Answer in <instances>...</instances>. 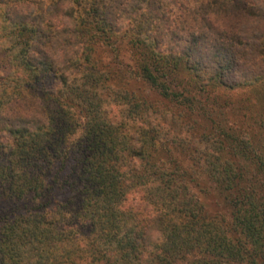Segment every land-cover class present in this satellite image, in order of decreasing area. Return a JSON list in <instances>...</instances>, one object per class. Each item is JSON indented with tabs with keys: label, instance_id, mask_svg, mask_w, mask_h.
Here are the masks:
<instances>
[{
	"label": "trees",
	"instance_id": "1",
	"mask_svg": "<svg viewBox=\"0 0 264 264\" xmlns=\"http://www.w3.org/2000/svg\"><path fill=\"white\" fill-rule=\"evenodd\" d=\"M263 82L264 0H0V264H264V97L244 134L206 98Z\"/></svg>",
	"mask_w": 264,
	"mask_h": 264
},
{
	"label": "rangeland",
	"instance_id": "2",
	"mask_svg": "<svg viewBox=\"0 0 264 264\" xmlns=\"http://www.w3.org/2000/svg\"><path fill=\"white\" fill-rule=\"evenodd\" d=\"M120 50L122 53L120 60L123 63H128V52L124 49L123 46L120 47ZM181 75L182 77L185 76L184 74ZM128 88L134 90L135 92H141V86H139L138 82H130ZM214 89L215 88H209V91L214 96H216ZM220 91V94H218L216 98H212L210 96L206 97L205 93L201 92L199 94H201V98L205 100L207 98V103L210 106L216 107L218 109L216 111V117H221L224 122H226L227 127H230L233 132H239L243 134L249 132L252 129V125L254 126V123L259 120V116L256 114V110L261 105V103H263L262 97H264V82L261 91L258 93L251 92L248 88H242L233 91ZM142 93H144V91H142ZM204 96L206 98H204ZM112 100L113 99L111 98H107L106 102L103 105V109L105 110L106 115L108 118H110V120L117 121L121 119L125 114V106L121 102H115ZM220 110L224 112H219ZM207 125L208 122H206V120L200 121V128L195 132L198 133L202 127ZM168 127L169 128H167L166 139L170 144H172L171 146H173L172 139H176V142L180 141V144L177 147L171 148V156L177 158L182 165L191 163V161L189 160L188 152L184 149V143L182 140L187 139L188 142L186 145L191 149V147L201 145V143L198 144L196 142V140L198 139L197 135L192 136L191 134L186 132V125L184 127H181L182 129H180V127L178 126H173L172 124ZM198 179L200 180V183L197 185V187H195V190L199 201L204 206V210L209 214H224L227 210L221 204V196L214 189L213 185H211L203 177H200ZM137 196L139 195L134 193L129 196L128 199L130 200L131 198H135Z\"/></svg>",
	"mask_w": 264,
	"mask_h": 264
}]
</instances>
